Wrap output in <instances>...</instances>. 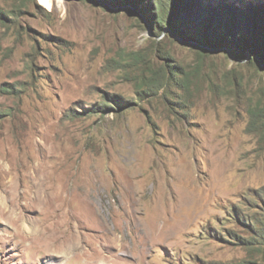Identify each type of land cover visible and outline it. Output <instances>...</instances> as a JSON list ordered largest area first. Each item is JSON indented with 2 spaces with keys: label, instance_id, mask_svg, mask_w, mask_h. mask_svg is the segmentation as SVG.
Returning <instances> with one entry per match:
<instances>
[{
  "label": "rangeland",
  "instance_id": "obj_1",
  "mask_svg": "<svg viewBox=\"0 0 264 264\" xmlns=\"http://www.w3.org/2000/svg\"><path fill=\"white\" fill-rule=\"evenodd\" d=\"M180 5L0 0V264H264V62L183 40Z\"/></svg>",
  "mask_w": 264,
  "mask_h": 264
},
{
  "label": "trees",
  "instance_id": "obj_2",
  "mask_svg": "<svg viewBox=\"0 0 264 264\" xmlns=\"http://www.w3.org/2000/svg\"><path fill=\"white\" fill-rule=\"evenodd\" d=\"M114 2H111L112 6L118 4ZM178 2L181 4V14L184 12H186V16L195 14V16L202 18L200 24L202 27L204 26V30L195 26V30L190 31L184 23L180 24V22L173 21V31L175 34L182 36L183 40L195 42L205 48H221L231 53L238 60L247 59L248 57L250 62L256 64L264 62L263 5L246 7V11L257 13L252 21L244 18L245 10L243 8L229 9L224 7L223 9L208 4L203 9V5L197 4L196 6L193 2L187 6L186 3L189 4V0H178ZM202 11L205 13L201 16ZM159 12L160 17L157 18L156 25L165 23L167 16V12L162 6ZM222 22L225 24H222ZM248 131L254 133L259 142H264V110L252 116Z\"/></svg>",
  "mask_w": 264,
  "mask_h": 264
},
{
  "label": "bare ground",
  "instance_id": "obj_3",
  "mask_svg": "<svg viewBox=\"0 0 264 264\" xmlns=\"http://www.w3.org/2000/svg\"><path fill=\"white\" fill-rule=\"evenodd\" d=\"M40 1L43 4H48V0H40ZM43 177H44L43 180L45 178H48V185L46 188L50 190V193H52V197L50 200L52 201V203L55 206L59 207L60 206L59 196H60V192L63 191V187L60 185L58 175L56 173H44ZM35 183H37V182H35ZM41 187L45 189L44 186L41 185ZM88 198L89 197L87 194V196L85 198H82V200L84 202H86L87 206L90 208V207H92L93 203L92 202L90 203L89 200H87ZM89 210H91V209H89ZM71 221H72L71 217H69V221H65V222H61V223L59 221L54 220L51 223V225L47 227L46 233H47L48 240H50V242H49L50 245H56L57 242L60 241V239H61L60 237H63L64 235H66L68 233V229H66L65 226L68 227L71 224ZM67 237H68V240L71 239L70 234H68ZM57 251H58V249L55 250V252H57Z\"/></svg>",
  "mask_w": 264,
  "mask_h": 264
}]
</instances>
